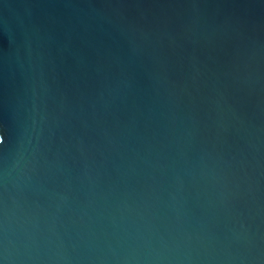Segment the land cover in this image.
I'll return each instance as SVG.
<instances>
[{"label":"water","instance_id":"95a60500","mask_svg":"<svg viewBox=\"0 0 264 264\" xmlns=\"http://www.w3.org/2000/svg\"><path fill=\"white\" fill-rule=\"evenodd\" d=\"M0 264H264V0H0Z\"/></svg>","mask_w":264,"mask_h":264}]
</instances>
